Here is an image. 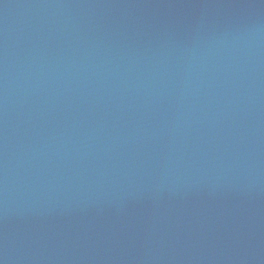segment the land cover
Listing matches in <instances>:
<instances>
[{
    "label": "water",
    "instance_id": "95a60500",
    "mask_svg": "<svg viewBox=\"0 0 264 264\" xmlns=\"http://www.w3.org/2000/svg\"><path fill=\"white\" fill-rule=\"evenodd\" d=\"M0 264H264V0H0Z\"/></svg>",
    "mask_w": 264,
    "mask_h": 264
}]
</instances>
